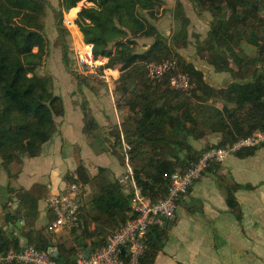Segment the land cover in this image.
Here are the masks:
<instances>
[{"label": "trees", "instance_id": "trees-1", "mask_svg": "<svg viewBox=\"0 0 264 264\" xmlns=\"http://www.w3.org/2000/svg\"><path fill=\"white\" fill-rule=\"evenodd\" d=\"M80 1L60 0L59 5L68 11ZM87 1L92 5L81 8L76 25L83 41L93 45L94 57L107 58L96 74L102 76L104 69L119 72L111 88L117 97L115 105L121 118L120 126L113 127L111 149L123 164L119 149V134L122 133L131 148L130 163L136 183L153 202L166 196L172 172L184 171L204 150L213 147L206 143L197 150L189 143L190 139L204 140L209 134L217 133L220 142L216 147L224 148L256 131H264V29L252 33L250 38L256 57H242L229 45L230 40L239 39V26L257 22L264 27V17L258 16L259 11L264 10V0H192L195 6L209 8L212 12L213 32L207 43L211 55H219L221 59L216 71L228 72L234 77L227 87L210 85L201 70L186 62L180 54L172 53L171 44L177 35L167 42L148 20V17H155L158 0ZM45 5L46 0H0V168L8 175L11 164H21L23 157L32 158L40 153L42 145L57 132L55 118L64 113L62 98L54 93L49 76L36 73L46 56ZM224 5L231 13L227 20L220 14ZM241 8L244 10L237 14ZM178 11L182 14L180 4ZM56 14L59 16L56 26L61 36L66 32L69 34L61 27V12ZM139 35L152 38V43L141 52L135 49V39ZM61 46L66 50L64 42ZM221 47L229 53L219 51ZM65 57L63 55V64L67 67ZM162 60H175L178 70L189 75L194 89L188 94L174 90L166 75L160 80H149L146 64ZM255 60L259 64H255ZM96 74L83 75L89 82L84 87L93 92L99 89L91 84V78ZM215 99L232 103L234 107L228 108L224 104L218 109ZM83 121L84 131L90 135L97 127L85 108ZM250 153L248 149L239 155ZM104 172L100 169L95 177L90 178L85 167L79 164L74 178L73 175L64 177L83 187L91 181L96 193L87 206L81 202L79 222L69 229L74 246L66 248L61 245L53 256L56 260L69 262L65 254H73L77 248L86 251L102 247L107 236L130 217V192L118 181L108 180ZM9 192L21 202L27 219L36 216L37 201L48 194L42 184H33L29 190L9 189ZM227 203L240 220V210L231 190L227 193ZM2 209L5 211L7 206L4 204ZM15 219L14 213L7 212L3 216V220ZM165 227L150 229L145 237L146 250L140 264L152 263L160 249ZM105 233L108 234L105 236ZM24 235L28 238V245L37 250L52 246L50 238L40 231H29ZM18 249V240L8 236L0 227V252Z\"/></svg>", "mask_w": 264, "mask_h": 264}, {"label": "crops", "instance_id": "crops-1", "mask_svg": "<svg viewBox=\"0 0 264 264\" xmlns=\"http://www.w3.org/2000/svg\"><path fill=\"white\" fill-rule=\"evenodd\" d=\"M74 26L79 34V37L75 36L77 42L82 41L81 32ZM73 32L71 30L72 39ZM220 73L217 72L218 77L227 83L220 86L214 78L210 85L227 87L234 81ZM118 74L117 70L109 71L113 79H117ZM66 77L69 82L54 91L62 98L64 106L63 115L55 118L57 132L42 145L37 156L23 157L21 164H11L9 175L0 168V227L18 240L19 247L28 245L24 233L40 231L50 238V248L55 254L61 245L74 246L69 230H49L52 215L46 200L68 181L64 177L73 175L74 178L79 164L85 167L90 178L102 169L108 180L117 181L125 171L110 147L112 140L108 132L120 126L121 118L111 85L93 92L86 87L74 88L72 78ZM214 101L218 109L224 104L228 108L234 107L232 103ZM83 108L90 113L97 127L90 135L84 131ZM219 142L220 135L211 133L204 140L190 143L200 150L206 143L216 147ZM248 149L251 150L249 155H239ZM33 184L46 186L48 194L37 201L36 216L27 219L21 202L10 194L9 189L29 190ZM246 185L251 188H244ZM228 190L232 191L238 204L240 220L227 203ZM95 193L91 181L84 185L82 201L86 206ZM4 204L7 206L5 211L2 209ZM7 212L14 213L16 219L3 220ZM159 246L151 264H264V144L228 154L222 162L208 167L179 201L175 220L166 225ZM65 256L70 260L74 253Z\"/></svg>", "mask_w": 264, "mask_h": 264}, {"label": "built area", "instance_id": "built-area-1", "mask_svg": "<svg viewBox=\"0 0 264 264\" xmlns=\"http://www.w3.org/2000/svg\"><path fill=\"white\" fill-rule=\"evenodd\" d=\"M66 27L72 21L64 20ZM76 66L84 75L96 74L97 69L106 64L107 58H95L93 45L83 40L75 49ZM149 80H160L168 76L169 86L177 91L189 93L195 85L185 72L178 70L175 60L150 62L145 66ZM104 69L102 77L109 83L108 73ZM264 144V131H256L250 136L241 138L224 148L211 147L204 150L197 161L184 171H174L169 176L167 194L164 198L153 202L138 187L132 165L130 163V145L120 133V149L123 156L124 173L118 183L131 195L129 218L119 229L107 236L105 244L100 248L90 249L87 253L76 249L69 262H61L53 256L51 248L37 250L33 245H24L17 251L0 252V264H140L146 250L145 237L153 227L164 228L175 220L179 201L188 193L190 187L205 172L210 164L222 162L231 153L242 149ZM84 187L75 181H66L56 193H51L46 202L52 215L49 230H69L79 222L80 207Z\"/></svg>", "mask_w": 264, "mask_h": 264}, {"label": "rangeland", "instance_id": "rangeland-1", "mask_svg": "<svg viewBox=\"0 0 264 264\" xmlns=\"http://www.w3.org/2000/svg\"><path fill=\"white\" fill-rule=\"evenodd\" d=\"M59 3L60 0H46L44 17V36L47 42L44 55L46 54V56L42 66L36 70V73L40 76H49L53 91L62 88V85L65 86V83L69 82V79H67L68 77H66L67 75H69L72 78V81L75 83L74 88H79V85L84 87L85 84H89V82L86 81L87 79L85 76H83L84 74L80 73L76 66L77 63L74 52L79 43H81V39L77 42L75 36H78L79 34L74 25H76V19L79 17V11L81 8L91 6L92 4L87 0H82L75 6L77 10L72 14L71 10L74 7L67 11L60 7ZM179 4L182 6V14H179L178 11ZM242 9L243 8L239 9L237 14H240L244 10ZM58 11L62 14L61 27L65 28L69 34L66 32V34L61 36L62 33L57 29L56 23L59 16L56 14V12ZM220 14L221 16H224V19L227 20L231 13L230 10L224 5L220 10ZM258 16L264 17V10L259 11ZM213 18L214 17L209 8H202L199 6L197 7L194 5L192 0H158V5L155 9V17H148V20L157 28L158 33L167 39V42L172 41L174 35H177V39H175L171 44L172 53L180 54L182 58L186 60V62L192 63L194 66H196V68L202 70L204 72L205 80L208 83L210 81L214 82V78H217V83H219L220 86H223L225 83H227V81L225 82L222 77L219 78L215 70L216 64H219L221 61L220 56L211 55V52L209 51V45L207 43L210 40L209 38H211L213 32ZM64 20L72 21L73 25L67 28L64 24ZM84 21L87 22V20ZM249 22H252V19ZM257 26L259 28L258 30ZM259 26L260 25H258L257 22H255L254 25L250 23L247 26H239V39L230 40L229 45L233 50H237L238 54H241L242 57H256L257 52L255 47L250 43V38L252 33L257 34V32H261V30L264 29V27ZM71 30L74 31L73 39L70 36L72 34ZM62 42H64L66 45V50H63L61 46ZM72 42H74V45L71 44ZM135 42V49L141 52L152 43V38H145L139 35L135 39ZM219 51H223L226 54L229 53L225 47H221ZM63 55L66 56L65 58L68 63L67 67H65L63 64ZM255 64L259 63L255 60ZM232 66L236 70L235 66ZM112 74L113 76L117 75V73ZM220 74L221 76H227V79H234L230 73L222 72ZM91 79H93L91 81L93 87L98 86V88L108 86L109 84L112 86V81L115 80L112 76H109V73V83H106L105 79L97 74ZM66 85V87L71 88L69 84ZM129 97L132 98V95ZM108 133L110 134L112 143V135L115 133V129L111 128ZM191 141L194 140L190 139L189 143ZM110 147L112 148V144H110ZM107 234L108 233H105V236Z\"/></svg>", "mask_w": 264, "mask_h": 264}, {"label": "water", "instance_id": "water-1", "mask_svg": "<svg viewBox=\"0 0 264 264\" xmlns=\"http://www.w3.org/2000/svg\"><path fill=\"white\" fill-rule=\"evenodd\" d=\"M20 217H21V215H18V218H20ZM89 250H90V248H88L86 252L88 253ZM55 253H56V252L53 250V254H55Z\"/></svg>", "mask_w": 264, "mask_h": 264}, {"label": "bare ground", "instance_id": "bare-ground-1", "mask_svg": "<svg viewBox=\"0 0 264 264\" xmlns=\"http://www.w3.org/2000/svg\"><path fill=\"white\" fill-rule=\"evenodd\" d=\"M76 10H77V8L74 7V8L71 10V13H72V14L75 13ZM78 37H79V36H78Z\"/></svg>", "mask_w": 264, "mask_h": 264}]
</instances>
